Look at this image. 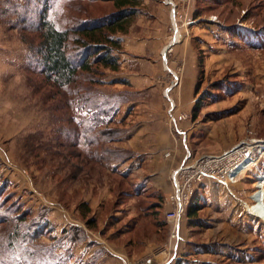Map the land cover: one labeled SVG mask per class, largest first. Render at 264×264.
<instances>
[{
  "label": "rangeland",
  "instance_id": "obj_1",
  "mask_svg": "<svg viewBox=\"0 0 264 264\" xmlns=\"http://www.w3.org/2000/svg\"><path fill=\"white\" fill-rule=\"evenodd\" d=\"M150 2L163 3L170 14L163 26V38L158 42L160 52L154 55L157 65L153 66L158 69L161 66L162 71L154 68L153 72L159 74L153 73L152 86L147 87L145 81L142 85L135 82L134 74L138 69L134 68L137 65L134 60L128 67L127 63L125 67L121 66V62H128L132 57L129 48L124 47V35L134 31L148 35L145 39L151 42L153 30L159 33L157 25L153 28L156 16L148 14ZM45 3L50 4L49 17L58 25L72 16L81 19L99 17L114 9L111 2L102 0H0V221L7 218L11 221L0 223V264H19L20 260L35 264L48 261V264L54 262L51 259L54 252L59 261L67 256V230L59 229L50 220L51 210L55 208L57 214L68 213L83 221L94 235L116 249L130 241L135 233L129 236V221L122 220L121 215L110 219L109 209L104 211L106 224L100 229L102 224L99 226L96 215L88 214L83 218L81 210V215L75 212L76 206L73 208L72 204L79 201L78 193L66 192L69 180L66 158L75 157L72 152H67L65 121L73 114L72 105L81 102L73 94V85L69 87L70 91L66 88L58 90L45 80L38 71L36 55L29 48V43L37 41L38 34L33 29ZM138 11L128 30L116 35L122 38L120 48L115 52L119 69L111 71L93 66L90 77L102 82L91 84L94 90L90 91L101 93L113 107L123 102L132 103L129 111L135 110V103H147L153 92L158 93L166 122H171L168 106L173 103L170 113L177 125L185 123L183 125L190 127L180 126L187 134L189 161L219 154L240 141L254 146L253 139H264V0H142ZM146 24L150 25L151 33L145 32ZM175 41L178 43L172 45ZM199 58L204 73L196 90ZM191 63L195 64L196 77L193 87L188 88L187 80L182 81V78L193 67ZM129 71L132 74L130 82L126 79ZM78 83L89 85L82 79ZM103 88L106 94L101 91ZM198 98L199 110L193 119L192 109ZM92 112L84 116L94 115ZM110 114L111 111L105 114L106 119ZM122 131L113 132L114 136L121 135ZM210 131L217 135L209 134ZM110 136H106V141ZM175 137L180 147L179 138ZM227 141L232 143L226 145ZM258 148L261 147L254 150L257 149L256 161L260 163L245 168V174L236 182L211 187L203 193L196 188L200 209L195 218L200 222L193 224L184 217L177 244L190 264H264V220L251 211L257 203L256 194L264 204V156H261L264 148L261 154ZM71 158L68 163L76 165L78 161ZM90 178L92 182L96 178L94 185L102 180L112 186L115 182L121 184L114 192L112 188L118 202L123 200L122 196L118 197V191L130 190L124 180L116 181L112 175L87 177V182ZM20 214L25 220L22 224L18 223ZM89 218L93 219L90 225L86 223ZM46 224L50 229L48 234L35 239L23 238L27 229L32 231L33 225L43 229ZM110 225L113 227L108 235L105 231ZM15 228L18 230L12 232ZM77 235L80 240L81 234ZM129 245H126L127 253L133 250ZM173 253L165 260L170 255L175 256ZM180 254H176V259ZM77 258L70 257L68 262L95 263L90 257ZM135 260L124 255L123 264Z\"/></svg>",
  "mask_w": 264,
  "mask_h": 264
},
{
  "label": "crops",
  "instance_id": "obj_2",
  "mask_svg": "<svg viewBox=\"0 0 264 264\" xmlns=\"http://www.w3.org/2000/svg\"><path fill=\"white\" fill-rule=\"evenodd\" d=\"M152 4L149 8L147 7L151 11L148 14L156 16L153 28L157 25L156 31L159 30V33H155L153 30L151 42L145 39L148 35L144 36L134 31L131 34L129 32L130 35L128 36L124 35V47L129 48L128 53L132 57L128 59V62H121V66L125 67L127 63L128 67L135 61L137 65H134V68L138 69L134 74L135 82L142 85L145 81L147 87L152 86L153 73L157 76L159 74V72L158 74L153 72L154 68L157 71L159 69L162 71L161 66L159 69L158 66H153V64L157 65L154 55L160 52L161 48L158 42L162 37L163 26L168 21L167 14H170V10L163 3L154 2ZM175 26L177 28V25ZM144 27L145 32L151 33L149 24L144 25ZM177 33H179L178 29ZM175 43L178 42L175 41L172 45ZM10 44L8 42V46ZM167 44L162 48L164 49ZM14 45L17 44L13 43ZM187 61L190 62V59ZM194 65H191L193 67H190L188 75L182 78V81L187 80L188 88L190 86L192 88L195 82L196 68ZM131 75V71H129L126 77L129 82ZM143 90L141 89V91ZM101 91L105 94L107 92L104 88ZM161 102L160 95L153 92V97L147 103H135L134 111L128 110L132 103L123 102L119 106L117 105L111 111L108 119L100 109L95 111L81 104L72 105L71 112L73 114L65 121L66 145L67 152H72V156L75 158L69 157L78 163L76 165L72 162V164L68 163L70 158L67 156L66 172L69 180L66 185V192L73 195L78 193L80 198L77 203L73 202L72 206L73 208L76 206L75 212L80 214L78 204L85 202L89 209L87 215H96L99 226L102 224L100 229L106 224V218L103 219L104 211L109 209L108 217L112 219V216L116 218V215H121L124 217L121 218L122 220L127 219L129 221L127 230L131 229L129 234L135 232V236L130 237V241H126L116 249V246H111L101 237L94 235L85 227L83 221L68 215V213L57 214L54 211L57 210L55 208L51 210L52 219L50 220L54 221L59 229L67 230L65 233L67 236L65 245L67 259L71 257L75 260L78 259L77 257L82 258L84 256L94 259L95 263L93 264H123L124 255H130L134 259H145L148 264H173L176 254L179 252L182 254L179 258H182L185 264H190L191 261L184 257L182 249L181 251L179 247H176L175 251L172 249V243L169 239L170 224L164 216L165 207L162 199L171 192L169 174L179 166L183 158V148L176 144L168 122L163 120L164 110ZM91 110L94 111L92 113L94 115L84 116ZM75 111L76 113H74ZM91 118H93L92 121ZM90 123H92V128ZM183 124L180 126L190 128ZM121 129L123 130L122 134L114 136L113 132L117 134ZM110 134L111 136L106 141V136ZM209 134L216 133L210 131ZM230 137L227 139L232 140ZM225 143L228 145L232 142L227 141ZM83 167H87L88 170ZM99 175L104 177L112 175L115 176L114 180L116 181H125L130 190L118 191V197L122 196L123 199L121 202H118L116 196L114 197L112 194V188L114 192L116 189L118 190L121 184L115 182L112 186L102 180L100 184L94 185L96 178L93 182L91 178L88 182L86 180L87 177H98ZM220 186L224 185L206 180L197 186V190L200 189V192L203 193L205 190L210 191L211 187ZM111 200L114 201L110 205ZM159 203L161 207L158 206ZM121 221L119 220V223ZM159 222H163V224H159ZM111 226H108L109 228L105 231L108 235L110 234L108 231L113 227ZM78 233L81 234L80 240L77 239ZM127 244H130L129 247L133 249L130 253H127ZM171 251H174V259H172ZM168 254L171 255L165 260Z\"/></svg>",
  "mask_w": 264,
  "mask_h": 264
},
{
  "label": "trees",
  "instance_id": "obj_3",
  "mask_svg": "<svg viewBox=\"0 0 264 264\" xmlns=\"http://www.w3.org/2000/svg\"><path fill=\"white\" fill-rule=\"evenodd\" d=\"M102 1L111 2L114 9L99 17L81 19L72 16L67 20H62L59 25L49 17L48 9H50V4L45 3L33 29L38 34L36 37L37 41L34 44L29 43V48L36 55L35 61L39 73L43 75L48 83H52L58 90L66 88L69 91L71 90L69 87L73 85V94L78 101L80 100L81 105L88 106L95 111L100 109L103 113L107 114L113 111L114 107L110 105L109 100H105L106 98L101 93L90 91L94 90L91 89V84H101L102 82L93 80L90 74L93 72V66H101L111 71L119 69L120 62L115 52L119 50L122 38L116 35H122L128 30L131 20L139 13L138 8L142 0ZM197 73L196 90H198V84L204 73L201 58L198 60ZM81 79L83 83L87 82L89 85L84 86L82 84L80 86L78 81ZM199 105L200 100L198 98L192 109L193 119L197 116ZM92 120L93 118H91ZM90 127L92 128V123H90ZM199 202V197L195 194L187 210L186 219L193 224L199 222L195 218L200 209ZM158 206L161 207V204L159 203ZM78 209L82 211V217L85 218L89 212L87 204L85 202L79 203ZM18 216V223L22 224L25 221L24 216L21 214ZM5 221L11 223L8 218L1 220L0 223L3 224ZM86 223L90 225L93 223V219H87ZM159 224H163V222H159ZM32 228V231L27 229L26 233H24V239L39 238L50 232L47 224L43 229L34 228V225ZM16 230L18 228H15L12 232ZM12 242L8 243L9 247L12 245ZM54 254L56 255L55 252ZM25 255L29 257L30 253H26ZM55 255L51 257L54 262L48 264H71L68 262L66 256H63L62 260L59 261L57 255ZM38 262L40 263V261ZM47 262L43 261L41 264H47ZM19 264L35 263L34 261L22 262L20 260ZM173 264H185V262L182 258L178 257Z\"/></svg>",
  "mask_w": 264,
  "mask_h": 264
},
{
  "label": "built area",
  "instance_id": "obj_4",
  "mask_svg": "<svg viewBox=\"0 0 264 264\" xmlns=\"http://www.w3.org/2000/svg\"><path fill=\"white\" fill-rule=\"evenodd\" d=\"M166 98L170 101L169 96L166 95ZM173 108V103H169L168 111L171 122H168V125L175 142L177 141L176 135L179 138L180 145H183L184 155L179 166L169 174L171 192L163 197L162 203L165 207V219L171 225L169 239L170 241L173 239L171 243H174V245L172 244V249L175 251L179 242L180 225L187 215V210L195 196L197 185L206 180L215 181L224 186L236 182L241 175L245 174V168H253L260 163L256 161L255 151L257 149L254 150V148L261 147L258 148V152L261 154V150L264 148V139H253L252 144L254 146L250 143H245V141H240L235 146L219 154L198 157L189 161L190 151L186 144L187 134L177 125L173 115L170 113ZM261 156L263 157L264 153ZM124 264H148V262L145 259H137L131 262L126 261Z\"/></svg>",
  "mask_w": 264,
  "mask_h": 264
},
{
  "label": "bare ground",
  "instance_id": "obj_5",
  "mask_svg": "<svg viewBox=\"0 0 264 264\" xmlns=\"http://www.w3.org/2000/svg\"><path fill=\"white\" fill-rule=\"evenodd\" d=\"M188 147V146H187ZM262 198V197H261ZM254 199L256 200V204L254 205V206H252V212L256 215V216H258L257 218H259V217H261L263 220H264V204L260 201V199H259V197H258V195L256 194L255 196H254ZM251 212V213H252ZM252 213V214H253ZM253 214V215H254ZM254 215V216H255Z\"/></svg>",
  "mask_w": 264,
  "mask_h": 264
}]
</instances>
